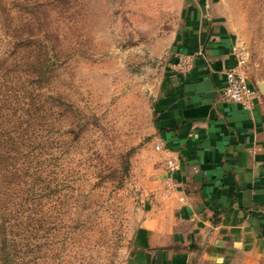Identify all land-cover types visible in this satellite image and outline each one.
Masks as SVG:
<instances>
[{"label":"rangeland","instance_id":"1","mask_svg":"<svg viewBox=\"0 0 264 264\" xmlns=\"http://www.w3.org/2000/svg\"><path fill=\"white\" fill-rule=\"evenodd\" d=\"M185 1L0 0V81L19 76L45 118L41 177L23 148L11 195L34 218L21 264H264L253 224L220 244L162 195L154 98ZM210 3L264 96V0Z\"/></svg>","mask_w":264,"mask_h":264},{"label":"crops","instance_id":"2","mask_svg":"<svg viewBox=\"0 0 264 264\" xmlns=\"http://www.w3.org/2000/svg\"><path fill=\"white\" fill-rule=\"evenodd\" d=\"M237 51L210 0H186L154 98L164 161L180 163L162 195L220 244L248 222L264 234V96L258 91L249 109L222 98ZM179 56L190 58L187 72ZM249 84L256 88L251 76Z\"/></svg>","mask_w":264,"mask_h":264},{"label":"trees","instance_id":"3","mask_svg":"<svg viewBox=\"0 0 264 264\" xmlns=\"http://www.w3.org/2000/svg\"><path fill=\"white\" fill-rule=\"evenodd\" d=\"M3 68H6L5 62L0 63L1 72ZM2 75L3 73L0 74L1 78ZM11 77L9 81L12 82V86L0 81V264H21V260H24L25 255L32 250L31 246H34L32 244L34 218L29 212L26 213L27 207L24 208L20 202L14 208L11 195L15 194L16 180L22 177V174L28 175V171L21 170L18 161L22 157L27 158L31 150L28 149L24 154L22 149L33 147V153L38 149V153H34L32 157L36 163L35 173L38 178L41 177L40 172L43 168L41 156L44 153L41 136L32 134L34 123L40 127L44 125L45 118L41 114L43 105L38 104L34 93L23 85L19 76L13 74ZM58 105L55 104L56 107ZM3 110L9 113L4 115ZM21 163L28 166L29 160ZM9 183L13 185L11 186L13 193L9 189L5 190L7 187L5 185Z\"/></svg>","mask_w":264,"mask_h":264},{"label":"built area","instance_id":"4","mask_svg":"<svg viewBox=\"0 0 264 264\" xmlns=\"http://www.w3.org/2000/svg\"><path fill=\"white\" fill-rule=\"evenodd\" d=\"M177 66L183 72L190 69V58L179 56ZM225 85L222 90V98L227 101L239 103L245 109L251 106V100L258 95V90L249 84V65L243 52H236V64L225 71ZM160 150L161 145L157 144ZM180 163L177 157H167L164 161L166 173L172 174L179 169Z\"/></svg>","mask_w":264,"mask_h":264},{"label":"water","instance_id":"5","mask_svg":"<svg viewBox=\"0 0 264 264\" xmlns=\"http://www.w3.org/2000/svg\"><path fill=\"white\" fill-rule=\"evenodd\" d=\"M260 90L264 92V83L260 85Z\"/></svg>","mask_w":264,"mask_h":264}]
</instances>
